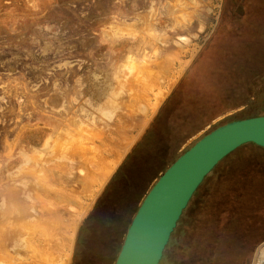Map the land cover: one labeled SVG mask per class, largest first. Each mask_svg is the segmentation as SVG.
<instances>
[{
    "label": "rangeland",
    "instance_id": "374dc122",
    "mask_svg": "<svg viewBox=\"0 0 264 264\" xmlns=\"http://www.w3.org/2000/svg\"><path fill=\"white\" fill-rule=\"evenodd\" d=\"M263 39L264 0H0V264L45 263L37 222L47 207L65 223L59 196L87 190L76 175L92 179L119 158L113 180L116 169L83 201L65 259L114 264L171 162L217 126L264 112L252 68ZM67 138L88 143L87 166L60 153ZM261 154L232 152L205 177L182 217L184 240L170 247L176 264L264 259Z\"/></svg>",
    "mask_w": 264,
    "mask_h": 264
},
{
    "label": "water",
    "instance_id": "95a60500",
    "mask_svg": "<svg viewBox=\"0 0 264 264\" xmlns=\"http://www.w3.org/2000/svg\"><path fill=\"white\" fill-rule=\"evenodd\" d=\"M247 143L264 147V115L225 122L180 154L144 196L114 264H160L183 211L205 177Z\"/></svg>",
    "mask_w": 264,
    "mask_h": 264
},
{
    "label": "bare ground",
    "instance_id": "6f19581e",
    "mask_svg": "<svg viewBox=\"0 0 264 264\" xmlns=\"http://www.w3.org/2000/svg\"><path fill=\"white\" fill-rule=\"evenodd\" d=\"M87 145L88 143L84 142L83 144L74 146L73 140L70 142V140H68L67 138V139H63L59 144L60 147L59 151L61 154H64L65 152H69L68 149L71 150L76 155L78 154L79 156H81L79 164H83L87 166V164H89L87 160L90 159V157L95 156V153L94 152L91 153ZM113 159L99 167L98 174L94 175V178L91 177L93 180L90 179L89 176L85 177L84 175H76L75 179L77 178L81 179L85 187H87V190L86 191L83 190L82 194L76 190L75 191L70 190L69 192L66 190V192L62 194V195L65 194V196L62 197L59 196L62 199L63 203L64 202L66 203V208L64 209L63 212L66 214L65 217L67 218L65 223H62L60 218H56L55 205H53L50 208L47 207L49 211L45 214L43 219H41V222H37V226H39L40 224V227L43 230L44 241L49 243L48 248L51 254V257L48 254L44 256L45 259L42 261L45 263L43 264H57V262L59 264H66L65 259L67 257V250L69 245L71 244V239L73 235L71 230L74 228L75 224L77 223L79 216L87 207L83 201L88 200L89 197L92 195V193L99 188L98 187L99 184L101 185L102 183H104L112 175L119 161V158H116L115 160ZM84 168L85 167L82 166L79 169L78 173L82 172ZM90 180L92 181L90 182ZM27 224L31 225L30 222H28ZM52 242H55L56 248H53L51 246ZM260 253L264 255V248L261 249ZM39 254L40 252L34 255L38 256ZM258 262H259L258 264H264V259H259Z\"/></svg>",
    "mask_w": 264,
    "mask_h": 264
},
{
    "label": "trees",
    "instance_id": "16d2710c",
    "mask_svg": "<svg viewBox=\"0 0 264 264\" xmlns=\"http://www.w3.org/2000/svg\"><path fill=\"white\" fill-rule=\"evenodd\" d=\"M225 4H226V2H225ZM224 15H222V17H223ZM262 42H264V39H263V41ZM261 53V52H260ZM260 53H258V56H259V58L261 59V61H260V64L257 66L256 65V67H252V68H254V70H253V75H254V77H253V79L256 81V82H258L259 81V86H262V85H264V51H263V53H262V56H260ZM254 55L255 54H252L251 55V59H253V57H254ZM259 86H258V84H256V85H253V87H254V89H256V88H259ZM247 88H250V89H252L253 90V88H252V86L251 85H249V86H247ZM254 92H255V90H254ZM176 93V92H175ZM175 93H174V95H175ZM251 95V94H250ZM168 104V103H167ZM167 104L165 105V107L167 106ZM164 107V108H165ZM256 115H264V112H262V113H257V114H253V115H251V116H256ZM246 117H250V116H246ZM243 118H245V117H243ZM237 119H240V118H237ZM198 121H196V123H197ZM190 126H192V125H190ZM190 126H188L187 128H189ZM186 128V129H187ZM186 129H184V130H186ZM199 129V127L198 128H195V129H193V130H189L190 131V134H193V133H195L197 130ZM211 131V130H210ZM151 131H149L148 132V134L150 133ZM189 133V132H188ZM147 134V135H148ZM183 134V133H182ZM250 148H252V149H254L255 151H258V152H260V153H262L261 155H260V157H258V161L257 162H259V165H261V166H264V147H261V146H259V145H256V144H254V143H247V144H245V145H242L241 147H239L238 149H236L235 151H240V150H244V149H246V152L247 153H249V151H250ZM235 151H233V152H235ZM177 158V157H176ZM175 158V159H176ZM225 158V157H224ZM172 163V162H171ZM262 174L261 175H264V167L262 168V172H261ZM199 189V188H198ZM198 189L196 190V192L198 191ZM195 192V193H196ZM194 193V194H195ZM216 195V194H215ZM194 196V195H193ZM193 198V197H192ZM192 198H191V200H192ZM243 199V198H242ZM191 200H190V202H191ZM206 199H204V202H203V204H201L202 206H204L205 205V203H206ZM190 202H189V204L187 205V207L185 208V210L189 207V205H190ZM202 208V207H201ZM185 210L183 211V214L181 215V218L179 219V221H178V223H177V226H176V228L174 229V231H173V233H172V235H171V238H170V240H169V243L167 244V246L165 247V249H164V253H163V257H162V259H161V261H160V264H165V261H168L169 262V264H176L175 262H176V260H175V258H169L168 257V255H169V252H170V247H173V250L175 251V247H177L179 244H180V242H182L183 240H184V238L182 237V234L184 233V230H185V227L183 226L184 224L182 223V217L184 216V212H185ZM202 214V216L204 217L205 215H204V212L202 211L201 213L199 212L198 213V215L197 216H200ZM88 223V222H87ZM87 223H85V225L81 228V230H80V233H79V237H78V246H77V249H76V255H75V259L76 260H78L79 259V257H80V253H81V246H82V244H84V240H85V237H86V233H87V231H89V228L87 227L88 226V224ZM226 231H228V227H226ZM225 237V235H218V238H217V240L218 241H221V239H223ZM264 238V235L260 238V241L262 240ZM188 248V247H187ZM215 255L213 254V256H211L210 258H208L207 260L209 261V262H211L212 260H213V262L215 261ZM205 260H206V258H205Z\"/></svg>",
    "mask_w": 264,
    "mask_h": 264
},
{
    "label": "crops",
    "instance_id": "0c3cea01",
    "mask_svg": "<svg viewBox=\"0 0 264 264\" xmlns=\"http://www.w3.org/2000/svg\"><path fill=\"white\" fill-rule=\"evenodd\" d=\"M133 150L127 155V157L125 158V160L129 157V156H131L132 154H133ZM125 160H124V162H125ZM120 166H119V168L118 169H116L115 170V172L113 173V175L109 178V182H111V180H113V178L116 176V174H117V172H119V170H120ZM139 207V206H138Z\"/></svg>",
    "mask_w": 264,
    "mask_h": 264
}]
</instances>
